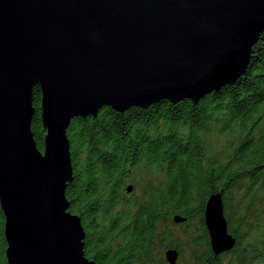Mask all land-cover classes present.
<instances>
[{"label":"water","instance_id":"95a60500","mask_svg":"<svg viewBox=\"0 0 264 264\" xmlns=\"http://www.w3.org/2000/svg\"><path fill=\"white\" fill-rule=\"evenodd\" d=\"M263 32L264 0H0L8 264H96L85 255V230L66 196L74 117L162 99L197 103L244 74ZM35 85L42 90L43 151L31 127ZM204 215L214 254L231 250L236 238L220 192L208 197ZM165 256L177 264L179 251Z\"/></svg>","mask_w":264,"mask_h":264},{"label":"trees","instance_id":"16d2710c","mask_svg":"<svg viewBox=\"0 0 264 264\" xmlns=\"http://www.w3.org/2000/svg\"><path fill=\"white\" fill-rule=\"evenodd\" d=\"M41 104L35 85L31 127L43 151ZM67 136L73 178L66 196L96 264H169L167 249L184 251L172 240L176 215L186 218L181 225L199 221L205 246L194 254L197 264H264V202L255 206L264 196V32L244 74L197 103L162 99L122 113L104 106L96 116L74 117ZM218 192L236 244L216 255L204 212ZM5 222L0 203V264H8Z\"/></svg>","mask_w":264,"mask_h":264},{"label":"rangeland","instance_id":"374dc122","mask_svg":"<svg viewBox=\"0 0 264 264\" xmlns=\"http://www.w3.org/2000/svg\"><path fill=\"white\" fill-rule=\"evenodd\" d=\"M211 140L214 141L216 147L218 146L220 147L224 143V140L221 138V136L217 135L215 132H213V135L211 136ZM217 150H219V148ZM128 184L133 185L132 182ZM139 193H140V188H137L136 194ZM263 202H264V196H259L258 202L255 205L257 206V209H260V207L263 205ZM243 208H245V205L243 206ZM170 228L173 234L172 240L179 241L182 244L181 246H183L184 248L182 255L180 256L179 254L177 264H197V259L194 256V254L198 253L199 255L203 251L205 246V242L202 240L201 237L202 232L199 227V221L196 219L184 225L175 222L170 225ZM196 239H199L198 240L199 243H196L195 241Z\"/></svg>","mask_w":264,"mask_h":264}]
</instances>
